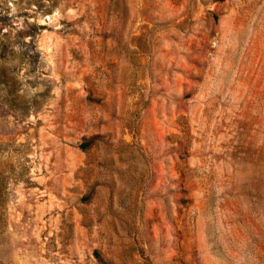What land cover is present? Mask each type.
I'll return each instance as SVG.
<instances>
[{
    "label": "rangeland",
    "instance_id": "rangeland-1",
    "mask_svg": "<svg viewBox=\"0 0 264 264\" xmlns=\"http://www.w3.org/2000/svg\"><path fill=\"white\" fill-rule=\"evenodd\" d=\"M0 264H264V0H0Z\"/></svg>",
    "mask_w": 264,
    "mask_h": 264
},
{
    "label": "trees",
    "instance_id": "trees-1",
    "mask_svg": "<svg viewBox=\"0 0 264 264\" xmlns=\"http://www.w3.org/2000/svg\"><path fill=\"white\" fill-rule=\"evenodd\" d=\"M11 110L13 109V107L10 108Z\"/></svg>",
    "mask_w": 264,
    "mask_h": 264
}]
</instances>
